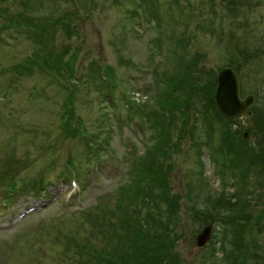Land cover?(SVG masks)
Instances as JSON below:
<instances>
[{
    "label": "rangeland",
    "instance_id": "rangeland-1",
    "mask_svg": "<svg viewBox=\"0 0 264 264\" xmlns=\"http://www.w3.org/2000/svg\"><path fill=\"white\" fill-rule=\"evenodd\" d=\"M84 1L0 0V196L14 194L0 211V264H123L119 247L171 216L177 264H264V168L220 174L225 147L264 152V0ZM245 55L231 68L252 105L236 119L206 109L198 125L183 72L201 65L206 85ZM221 124L240 136L215 134ZM208 135L213 160L198 155ZM240 175L244 224L217 199L234 201ZM206 204L215 220L202 221Z\"/></svg>",
    "mask_w": 264,
    "mask_h": 264
},
{
    "label": "trees",
    "instance_id": "trees-1",
    "mask_svg": "<svg viewBox=\"0 0 264 264\" xmlns=\"http://www.w3.org/2000/svg\"><path fill=\"white\" fill-rule=\"evenodd\" d=\"M82 1L85 3L84 0H78L79 5H81ZM175 1H177V0H175ZM22 6L24 7L25 12H29L31 14L36 12L35 10L37 9V6H32V5L26 6V3H23ZM81 6L85 10L87 9L85 6H83V5H81ZM137 6H142V5L137 4ZM133 11H131V13H133ZM142 14L145 15L144 7H142V10H141V15ZM64 21L66 22L67 20H64ZM25 23H22V24H25ZM62 25L64 28L66 27V25L64 23H62ZM247 58H248L247 55H245L241 59H238V62L236 64H239V66L235 67L234 65H231V63H229L228 65H230L234 70L239 71L240 66H242V62H245V60H247ZM64 69L66 70V74H70V75L73 74V72H71L67 67L64 66ZM67 71H68V73H67ZM204 74H205V71L201 65L200 66L197 65L195 67H190L185 72H183L182 82H181V84H179L180 92L182 95H184V96L190 95L191 97L193 96V98L195 99L194 103H196V106L201 105L200 107H197V109H198L197 112L199 113L198 115L200 116L199 117L200 120L198 121L196 119L197 124L200 126L205 125L203 120L205 119L204 113L206 112V109L211 111V114L213 115V117L215 116V113H217L216 107L214 104V89H215V85H216L215 73H214V71H212V72L210 71L211 77L208 79V82L206 85H205V81H204ZM196 106H194V109L196 108ZM218 116L222 117L219 114H218ZM215 118H216V116H215ZM224 122H228L227 119H224L221 123H224ZM160 124L163 125V122H161ZM208 124L211 125V129H212V126L214 123L208 122ZM247 127L248 126L239 125L236 127V129L249 132V134H250L251 129L247 128ZM212 132H213V130H212ZM215 134H219V135L228 137L227 140H231L232 138L236 139V136H240L239 134H236L235 132L231 131L224 124L223 125L221 124V127L218 128V133L216 130ZM252 135H254V134H252ZM204 136H206V135H204ZM196 137H198V135H196ZM217 139L220 140L221 138L217 137ZM212 140H213L212 135H208L207 140H202L201 142H198V141L196 142L197 147H198V155L199 156H202L204 154V152H208L209 157H211V153H212L213 158H211V159L212 160L215 159L219 149H218V145L217 146L214 145L215 140H213V142H212ZM207 142L209 144H207ZM211 148H216V151L213 150V152H212ZM259 151H260L259 149L255 148V147H251L247 144H242L235 151L231 150L229 147H225L224 158L227 161V165H226V167L220 168V170H221L220 174L224 175V173H226V174L230 175V171H231L233 174L236 173V175H237L240 173L241 165L243 163L247 162L249 165V168H250L249 170H251L250 173H253L254 176L259 178L260 177V171H258L256 168H258L259 166H260V168H264V152H259ZM227 152L232 154L230 156L231 158L227 155ZM249 159H251V160L249 161ZM198 162L200 163L199 160H198ZM214 164L216 166H218V164H216L215 161H214ZM200 165H202V163H200ZM240 177H242L241 180L243 179V181H238V180L234 179V181L237 184L231 183V186L233 188H235V191L238 188L236 192L232 193V196L234 197L233 202L225 199L224 198L225 194L223 192L220 193L221 195L217 199L222 200L220 202L224 203L227 206L226 209L228 212H230L232 210V213L234 214V215H232L233 217H230L228 215L229 213L226 215L229 218L228 219L229 222H232V221L234 222L236 220L238 222H241L240 224H244V223H247V221L249 219H252L253 216L247 210L246 202H243V200H245V198L242 197V194H243L242 190H243V187L245 185L246 176L243 177L242 175H240ZM258 180H260V179H252V177L249 178V181H258ZM227 183L228 182H226L225 184H227ZM252 192H254V191L252 190ZM252 192H250V194H252ZM174 203L175 202H173L171 204L170 210L177 211ZM207 203H209L208 199H207ZM234 206L236 208L235 209L236 211L233 210ZM205 208H206V210L202 211V213L205 215V217H203L201 215L203 218L202 221L215 220V214L216 213H214L209 208L208 204H206ZM217 212H219V211H217ZM176 214H174V215L176 216ZM239 218H242V220H240ZM171 219H172V216L170 217V221L167 222V225L161 230L151 231L150 229L149 230L144 229V228H141L139 226V228H141L144 231L141 235V237H143V238L140 241L132 242L131 248H129V249H127L128 246H125V245H122L119 247V249L122 248L121 254L123 255V257H125L123 259L124 260L123 264H177V257L178 256L174 252H168L169 250L172 251L171 246L173 245L172 240H170L168 238L170 236H173L171 226H172L173 230L175 231V228H174L173 222H171ZM166 231H168V233H166ZM262 258L264 260V252L262 253Z\"/></svg>",
    "mask_w": 264,
    "mask_h": 264
},
{
    "label": "water",
    "instance_id": "water-1",
    "mask_svg": "<svg viewBox=\"0 0 264 264\" xmlns=\"http://www.w3.org/2000/svg\"><path fill=\"white\" fill-rule=\"evenodd\" d=\"M214 102L218 112L226 118L241 116L253 102V96L243 99L239 96L238 77L228 66L222 67L216 74ZM211 224L205 226L196 237V243L203 245L210 236Z\"/></svg>",
    "mask_w": 264,
    "mask_h": 264
}]
</instances>
